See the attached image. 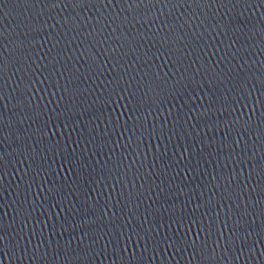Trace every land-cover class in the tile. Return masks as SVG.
I'll list each match as a JSON object with an SVG mask.
<instances>
[{"label": "water", "instance_id": "95a60500", "mask_svg": "<svg viewBox=\"0 0 264 264\" xmlns=\"http://www.w3.org/2000/svg\"><path fill=\"white\" fill-rule=\"evenodd\" d=\"M0 264H264V0H0Z\"/></svg>", "mask_w": 264, "mask_h": 264}]
</instances>
